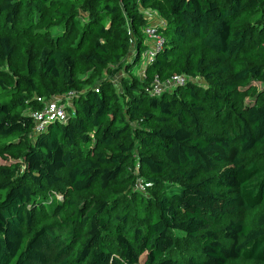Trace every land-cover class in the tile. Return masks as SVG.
I'll use <instances>...</instances> for the list:
<instances>
[{"label":"trees","instance_id":"trees-1","mask_svg":"<svg viewBox=\"0 0 264 264\" xmlns=\"http://www.w3.org/2000/svg\"><path fill=\"white\" fill-rule=\"evenodd\" d=\"M254 81L264 0H0V264H264Z\"/></svg>","mask_w":264,"mask_h":264},{"label":"built area","instance_id":"built-area-1","mask_svg":"<svg viewBox=\"0 0 264 264\" xmlns=\"http://www.w3.org/2000/svg\"><path fill=\"white\" fill-rule=\"evenodd\" d=\"M164 24V21H161ZM145 32L147 36L152 41V46L145 52L144 61L145 63L154 60L156 53L160 51L163 47V39L158 33L157 26L150 24L146 27ZM145 67V65H144ZM144 69L142 70V73ZM189 80V77L184 74H175L171 76L168 80L162 82L158 77L155 78L151 89H149L153 94L161 95L164 91L175 88L179 85H184ZM70 96L75 95V92L69 93ZM62 97L57 96L52 100L48 101L45 107L41 110H35L31 113L36 121L37 129H42L48 126L49 123L55 120H66L68 119V114L65 109V105L62 102ZM62 103V104H61ZM141 188L144 186L140 184Z\"/></svg>","mask_w":264,"mask_h":264},{"label":"rangeland","instance_id":"rangeland-1","mask_svg":"<svg viewBox=\"0 0 264 264\" xmlns=\"http://www.w3.org/2000/svg\"><path fill=\"white\" fill-rule=\"evenodd\" d=\"M156 16L157 15H153L152 16V18L150 19L151 20V22H155V20L157 19L156 18ZM152 42V41H151ZM143 63V62H142ZM144 68V65L143 64H141V65H139L137 68H136V71H137V73H140V70H142ZM123 71H120L118 74H116L115 75V77H113V81H115V86H117V91L120 93L121 91H122V87H121V89H120V86H119V84L117 83V78H120V76L121 75H123ZM109 76H108V74L107 73H105L104 74V79H107ZM199 81L204 85V84H208L207 83V81H205L204 79H199ZM254 84L259 88V90H263L264 89V82H262V81H254ZM121 101H123L122 100V98H121ZM62 104V103H61ZM64 104V103H63ZM65 109H66V105H65ZM59 187H62V185L61 186H59ZM66 188V187H65ZM141 188V187H140ZM142 189V188H141ZM62 190H64V188H62ZM61 193H57V197L58 198H60L61 197Z\"/></svg>","mask_w":264,"mask_h":264}]
</instances>
